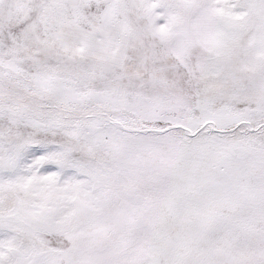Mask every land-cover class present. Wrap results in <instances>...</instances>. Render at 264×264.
Segmentation results:
<instances>
[{"label":"snow or ice","instance_id":"snow-or-ice-1","mask_svg":"<svg viewBox=\"0 0 264 264\" xmlns=\"http://www.w3.org/2000/svg\"><path fill=\"white\" fill-rule=\"evenodd\" d=\"M0 264H264V0H0Z\"/></svg>","mask_w":264,"mask_h":264}]
</instances>
